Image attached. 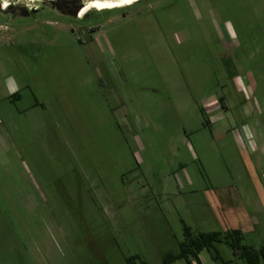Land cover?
<instances>
[{
	"label": "rangeland",
	"instance_id": "374dc122",
	"mask_svg": "<svg viewBox=\"0 0 264 264\" xmlns=\"http://www.w3.org/2000/svg\"><path fill=\"white\" fill-rule=\"evenodd\" d=\"M90 11L0 16V264L264 248V0Z\"/></svg>",
	"mask_w": 264,
	"mask_h": 264
},
{
	"label": "trees",
	"instance_id": "16d2710c",
	"mask_svg": "<svg viewBox=\"0 0 264 264\" xmlns=\"http://www.w3.org/2000/svg\"><path fill=\"white\" fill-rule=\"evenodd\" d=\"M139 0L135 3H139ZM131 4L130 6L134 5ZM128 7V6H126ZM125 8V7H124ZM119 9V8H118ZM121 9V8H120ZM109 10H99L110 11ZM187 235V232H186ZM241 233L239 230L234 229L224 233V235L216 232L211 233H200L195 236H186V239L179 244V249L177 253H167L162 258V264H173L177 261L183 260L186 264H191V261L198 262V255L203 250H210L213 248L214 244L224 243L228 245L234 252L235 255L246 261L247 264H259L264 262V248H261L257 252L253 251L251 248L242 246L240 244ZM214 261H218L219 257L217 254L212 255ZM138 257H130L127 259L126 264H148L145 261L139 260ZM220 264H227L220 261Z\"/></svg>",
	"mask_w": 264,
	"mask_h": 264
},
{
	"label": "water",
	"instance_id": "95a60500",
	"mask_svg": "<svg viewBox=\"0 0 264 264\" xmlns=\"http://www.w3.org/2000/svg\"><path fill=\"white\" fill-rule=\"evenodd\" d=\"M123 0H8L7 7H3L4 0H0V16L13 22L19 18H28L31 13L51 10L64 16L65 11L80 12L92 3H114Z\"/></svg>",
	"mask_w": 264,
	"mask_h": 264
},
{
	"label": "bare ground",
	"instance_id": "6f19581e",
	"mask_svg": "<svg viewBox=\"0 0 264 264\" xmlns=\"http://www.w3.org/2000/svg\"><path fill=\"white\" fill-rule=\"evenodd\" d=\"M139 0H123V1H118V2H114V3H92L89 4L87 6H85L84 9H82L80 11V13L82 12V14L92 10V9H96V10H109V9H120L122 7H126V6H130L131 4L137 2ZM4 7V4H3ZM79 13V14H80Z\"/></svg>",
	"mask_w": 264,
	"mask_h": 264
},
{
	"label": "flooded vegetation",
	"instance_id": "af4514ba",
	"mask_svg": "<svg viewBox=\"0 0 264 264\" xmlns=\"http://www.w3.org/2000/svg\"><path fill=\"white\" fill-rule=\"evenodd\" d=\"M8 5H10V3H8ZM90 12H91V11H88V12H86V13H84V14H82V12H81V13L78 12V13L75 14V12H73V11H65V14L70 15L69 17H72V18L82 19V18L87 17L88 14H89ZM95 12H97V11H95ZM35 13H37V12L31 13V16H32L33 14H35ZM79 13H80V14H79ZM3 18H4V17H3ZM5 19H6V18H5ZM6 20H8V19H6Z\"/></svg>",
	"mask_w": 264,
	"mask_h": 264
},
{
	"label": "crops",
	"instance_id": "0c3cea01",
	"mask_svg": "<svg viewBox=\"0 0 264 264\" xmlns=\"http://www.w3.org/2000/svg\"><path fill=\"white\" fill-rule=\"evenodd\" d=\"M198 262H199V264L202 263V262L200 261L199 255H198ZM226 263H228V262H226ZM175 264H186V263H185L183 260H180V261L175 262ZM191 264H198V263L195 262V261H191Z\"/></svg>",
	"mask_w": 264,
	"mask_h": 264
},
{
	"label": "clouds",
	"instance_id": "9594fccd",
	"mask_svg": "<svg viewBox=\"0 0 264 264\" xmlns=\"http://www.w3.org/2000/svg\"><path fill=\"white\" fill-rule=\"evenodd\" d=\"M8 0H4V7H7Z\"/></svg>",
	"mask_w": 264,
	"mask_h": 264
}]
</instances>
